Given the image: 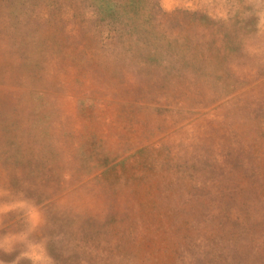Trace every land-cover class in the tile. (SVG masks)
Listing matches in <instances>:
<instances>
[{"label":"rangeland","instance_id":"374dc122","mask_svg":"<svg viewBox=\"0 0 264 264\" xmlns=\"http://www.w3.org/2000/svg\"><path fill=\"white\" fill-rule=\"evenodd\" d=\"M0 264H264V0H0Z\"/></svg>","mask_w":264,"mask_h":264}]
</instances>
